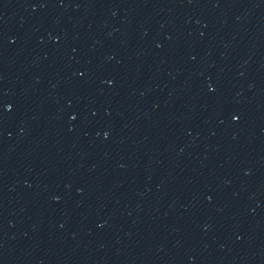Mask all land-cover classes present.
<instances>
[{
    "label": "water",
    "instance_id": "water-1",
    "mask_svg": "<svg viewBox=\"0 0 264 264\" xmlns=\"http://www.w3.org/2000/svg\"><path fill=\"white\" fill-rule=\"evenodd\" d=\"M0 264H264V0H0Z\"/></svg>",
    "mask_w": 264,
    "mask_h": 264
}]
</instances>
